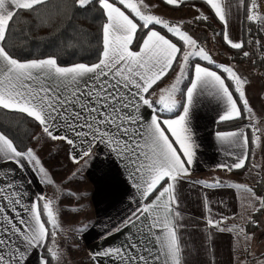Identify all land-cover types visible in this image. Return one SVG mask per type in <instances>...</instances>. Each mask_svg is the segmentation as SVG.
Listing matches in <instances>:
<instances>
[{"label": "snow or ice", "instance_id": "obj_1", "mask_svg": "<svg viewBox=\"0 0 264 264\" xmlns=\"http://www.w3.org/2000/svg\"><path fill=\"white\" fill-rule=\"evenodd\" d=\"M161 2L179 8L187 0ZM203 2L222 24L223 32L215 35H222L227 46L244 58L251 55L244 51L246 44L264 48L259 40L234 41L228 31L230 16L236 10L246 23H255L264 32V0ZM157 7L159 4L146 0H0V110L31 118L50 140L66 143L69 160L80 166L78 172L94 161L98 155L95 149L103 146L109 156L115 154L125 162V168H131L129 180L142 200L155 196L108 232L111 235L131 226L136 231L125 237L127 243L90 253L93 264H101V258L113 264H184L177 184L190 176L197 162L199 145L192 117L199 97H211L220 106L215 120L218 124L247 118L245 128L252 132V144L258 146L260 142L257 133L262 130L254 122L255 113L245 91L247 77L234 65L218 63L184 30L185 21L166 20L154 13ZM76 9H94L101 18L97 62L60 66L55 57L21 61L6 49L20 13L38 14L43 23L45 14L48 19L53 14L68 17ZM207 20L200 12L187 23ZM142 32L146 33L143 37L139 35ZM138 42L139 48L134 50ZM171 72L176 73L175 78L157 93L155 87ZM145 108L150 111L147 120L142 115ZM214 135L219 145L226 146L225 155L234 157L232 162L216 167L229 172L244 169L253 155L245 130L216 131ZM6 164L15 167H2ZM17 171L31 173L41 185H54L57 199L59 195L76 196L74 191L65 192L55 185L34 149H20L0 130V264H29L33 256L36 264H61L63 252L57 236L64 229L56 200L43 192L32 194V179H18ZM77 174L73 172L68 181ZM192 183L216 188L228 182ZM231 186L249 195L253 211L264 210V197L257 196L251 187ZM205 208L209 210L207 200ZM141 217L149 218V223L137 226ZM226 219L209 216L207 224L219 231L236 232L247 250L252 235L238 225L221 228ZM248 222L256 223L250 216ZM88 227L81 225L75 231L83 233Z\"/></svg>", "mask_w": 264, "mask_h": 264}, {"label": "crops", "instance_id": "obj_2", "mask_svg": "<svg viewBox=\"0 0 264 264\" xmlns=\"http://www.w3.org/2000/svg\"><path fill=\"white\" fill-rule=\"evenodd\" d=\"M188 1V0H187ZM203 2V0H197ZM242 16L241 12L233 10L230 21L236 25L235 32L237 33V41L242 39ZM146 34V33H145ZM144 34V35H145ZM139 46L137 49L138 50ZM160 83V86L168 83L172 78V73ZM159 86V85H158ZM261 91L257 92L258 99L253 106L257 112H262L260 116L264 117V94L261 95ZM156 97H153L155 99ZM179 98V97H178ZM253 100V99H252ZM220 112V106L211 97L202 96L197 100L196 108L193 112L192 125L196 132V141L199 145L197 152V162L191 170L190 176L180 180L177 184V194L179 197V205L177 211L181 213V219L179 220V235L181 237L182 245L184 246L183 259L184 264H237L238 259H246L247 263L251 264L254 259H257L259 253H253L250 255V249L255 246L254 239L247 242V250H245V242L237 235L236 232L219 231L214 227H210L207 224L209 216L213 220H220L222 217H227L226 220L221 223V228H230L233 225H242L244 222H248L250 216L255 224L247 223L244 229L247 233H251L252 237L256 239L258 251L259 247L263 245L264 237V210L260 212L253 211L252 207H249L250 200L245 195L247 204L241 207L239 201V191L241 189L232 187L235 184H245L254 189V182L248 183L240 182L236 179V174L231 177L227 171L226 176L218 170H222L216 167L217 164L224 162H232L234 157L225 155L226 146H221L215 140V132L217 123L216 117ZM142 115L147 120L150 118V111L148 109L142 110ZM168 118V115L164 116ZM249 120L247 119V125ZM244 129L246 135L249 136L250 143L248 149L254 154L258 152L256 145L252 144L251 137L245 126H240L235 129L226 131H238ZM62 134V133H57ZM258 134V133H257ZM261 143L259 142V146ZM254 150V151H252ZM98 153L94 161L85 169V176L87 181L91 185L90 204L93 209V216L90 221L88 230L83 232L82 239L85 244L84 250H88L87 254L90 259V263L93 261L90 258V253L100 251L108 247H119L122 244L127 243L125 237L129 233H135V229L131 226L122 227L120 231L113 232L108 235L112 229L120 227L123 220H125L138 206H142L143 203H150L155 199V196H151L148 200H142L136 189L132 186L133 181L129 180L131 168H125V162L118 159L115 154L109 156L107 150L103 146L95 149ZM238 151V150H233ZM256 158L252 155V158L247 163L244 170H247L243 176H246L248 171L252 169L253 161ZM260 162H263L259 159ZM252 163L251 167L249 164ZM4 168L15 167L12 164L2 165ZM243 170V169H240ZM226 171V170H225ZM257 172V171H256ZM217 175V176H215ZM17 178L27 176L32 179L33 183L29 188L32 194L44 192L43 185L38 183L35 177L29 172L21 173L16 172ZM38 176V174H37ZM235 177V178H234ZM217 179L221 182H228L227 185L222 183L220 187L212 188L205 185L192 183L195 181L204 180L209 183H214ZM247 180V178H246ZM243 191V190H241ZM260 193V192H259ZM257 196L264 197V195L257 194ZM264 194V193H263ZM207 200L208 209L205 208V201ZM255 207H258V203L252 201ZM258 216L255 218V215ZM263 216V217H262ZM141 223H149V218L141 217V221L137 222V226ZM259 238H261L259 240ZM249 251V252H248ZM245 252L247 254H245ZM255 255V256H254ZM257 257V258H256ZM262 259V257H261ZM29 264H36L35 256L29 261ZM101 264H113L110 259L101 258Z\"/></svg>", "mask_w": 264, "mask_h": 264}, {"label": "rangeland", "instance_id": "obj_3", "mask_svg": "<svg viewBox=\"0 0 264 264\" xmlns=\"http://www.w3.org/2000/svg\"><path fill=\"white\" fill-rule=\"evenodd\" d=\"M146 2L149 4H159V7L153 9V11L155 14L162 16L166 20L173 22H178L181 20L185 21L186 23L184 25V30L188 31L189 34L193 35L194 38L198 40V42L205 46L206 50L209 51V53L218 63L234 65L238 72H240L243 76H246L249 81V83L245 86L246 95L252 108L253 106H256L255 103L258 99L257 92L262 90L264 87V67L261 64L262 60L264 62V48L257 45H249L247 51L251 53L250 57L245 58L242 63L236 62L237 59L241 58V56L237 53H234V55L231 56L222 45L225 44L223 37L222 40L224 43L221 44L218 39L219 35L211 34L205 30V25H203L205 21L187 23L189 21H194V18L200 12H202L208 17L206 22H211L213 26H216L210 19L208 11L204 6L196 4L195 2H188L179 8H173L170 6H165V4L157 0H146ZM221 28L223 32L222 24ZM235 28V23L229 20L228 31L230 38L234 41H237V33L235 32ZM256 40H259L261 44L264 45V32L260 31V36H258ZM175 75L176 73L172 72V78L170 81L162 86L159 85L155 91L158 93L159 88L169 85L175 78ZM263 94L264 91H261V95ZM253 111L255 113L254 122L257 123V126L262 130L261 133L257 134L260 136L261 145L257 146L258 152H254L253 154V156L256 158V160L253 161V164L260 165V167H252L246 176H243L247 171L244 169L234 171L232 172V175L231 173H229V175L233 177L236 174L238 176L236 179L239 181V183L246 181H248V183L254 182L255 190L257 189L258 191L264 192V182H261V179L264 178V117L262 118V116H260L262 114L261 110L260 112H256L253 108ZM239 120L246 121L247 118ZM30 147L34 149L37 156L42 161L44 167L48 170L50 177L55 182V185H59L60 188L65 192L71 190L76 193V196L59 195V198L57 199L58 193L56 191V187L54 185H43V193L56 200V206L60 211L61 228L64 229V233H58L57 236V243L63 252L61 264H92V262L90 263V259L87 254L88 250H84L85 244L82 239L83 233H78L75 231V229L79 228L81 225H89L93 216V209L90 204L89 195L91 192V185L86 179V170L84 169L82 172H78L80 166L73 164L68 158L69 146L62 141L50 140L46 135L43 134L41 127L33 136ZM259 159L263 162H260ZM251 165L252 163L249 164V167H251ZM73 172H77V176L72 181H68V176H70ZM218 172L223 173L225 175L224 179H226L227 171L218 170ZM239 193H241V195H239V201L241 207H243L247 204V201L244 196V191L240 190ZM245 195L248 200H250L249 195L247 193H245ZM73 208L76 209V211H72L71 209ZM242 218L245 220V215ZM244 220L242 225H240L242 227L248 223L244 222ZM260 223L264 225L263 219ZM261 237H264V235H261ZM253 239L255 246L249 250L250 255L253 253H256L257 255L259 253L257 256L259 258L258 260L254 259L251 261V264H257L258 261H264V242L263 245L259 247L258 251L254 236ZM260 239L261 238H259V240ZM245 254L247 253L245 252ZM245 262L247 263L246 259L241 258L238 259L237 264H244ZM52 264H55V262H52Z\"/></svg>", "mask_w": 264, "mask_h": 264}, {"label": "trees", "instance_id": "obj_4", "mask_svg": "<svg viewBox=\"0 0 264 264\" xmlns=\"http://www.w3.org/2000/svg\"><path fill=\"white\" fill-rule=\"evenodd\" d=\"M157 1L161 2V0ZM188 2H195L207 9L210 19L213 21L214 25H216L213 26L211 22L202 23L205 25V30L207 32L211 34L222 32L221 23L215 18L204 2L188 0L186 3ZM100 19L101 18L94 9H90L87 12L76 9L69 12L68 17H65L63 14H53L50 19H48L47 14H45L46 22L43 23L38 14L22 12L17 17L12 34L8 37L6 49L14 58L21 61L55 57L60 66H71L77 63L90 65L97 62L99 55L97 33ZM156 30L160 31V26H156ZM249 30L251 33L250 35ZM144 34L145 33L142 32L139 35L143 37ZM258 36H260L258 25L255 23H246L244 16H242V39L256 40ZM218 39L221 44L224 43L221 35H219ZM222 45L231 56L234 55V53L241 56L236 62H243L245 58L242 56L241 52L231 49L226 44ZM138 46L139 42L134 45V49H137ZM248 46L249 45L246 44L244 51H247ZM197 62L205 66H210L203 61ZM261 64L264 67L263 60ZM168 76L166 78H168ZM156 88L158 87H155V90ZM166 115L168 114H163V116ZM246 125L247 120L240 121L238 119L228 123H217L216 130L226 131ZM39 128V124L31 118L19 113L0 110V130L5 131L10 138H13L14 142L22 150L30 147L32 138ZM247 132L250 134L251 130L247 129ZM251 135L252 134H250V136ZM255 192L264 195L263 191H258L256 189ZM257 216L258 214L255 215V218Z\"/></svg>", "mask_w": 264, "mask_h": 264}]
</instances>
